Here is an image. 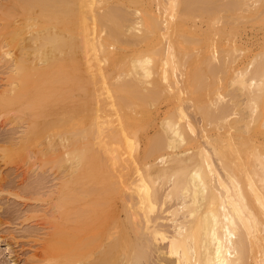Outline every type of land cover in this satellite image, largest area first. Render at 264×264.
<instances>
[{"label": "bare ground", "instance_id": "6f19581e", "mask_svg": "<svg viewBox=\"0 0 264 264\" xmlns=\"http://www.w3.org/2000/svg\"><path fill=\"white\" fill-rule=\"evenodd\" d=\"M0 68L46 264H264V0H0Z\"/></svg>", "mask_w": 264, "mask_h": 264}, {"label": "rangeland", "instance_id": "374dc122", "mask_svg": "<svg viewBox=\"0 0 264 264\" xmlns=\"http://www.w3.org/2000/svg\"><path fill=\"white\" fill-rule=\"evenodd\" d=\"M4 73L1 69L0 87L6 81ZM0 122H6L4 117ZM1 123L0 147L11 137L19 136L15 135L13 125L2 128L4 125ZM22 163L7 165L0 158V264H46V253L42 250L43 239L47 237L44 228L51 219V216L45 217V211L49 210L51 204L46 192L56 182L51 172L43 185L36 184V175L40 170L33 172L28 164ZM43 216L50 219L46 221ZM43 255L45 257L42 259Z\"/></svg>", "mask_w": 264, "mask_h": 264}]
</instances>
